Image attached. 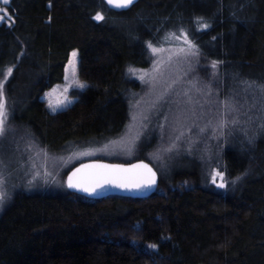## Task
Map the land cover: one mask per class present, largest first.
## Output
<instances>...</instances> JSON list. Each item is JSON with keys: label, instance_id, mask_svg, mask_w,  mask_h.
Instances as JSON below:
<instances>
[{"label": "trees", "instance_id": "1", "mask_svg": "<svg viewBox=\"0 0 264 264\" xmlns=\"http://www.w3.org/2000/svg\"><path fill=\"white\" fill-rule=\"evenodd\" d=\"M8 11L12 26L0 24V81L13 68L6 107L51 151L122 131L137 87L128 69L147 67V43L172 29L189 30L202 59L222 63L220 86L240 98L239 84L256 87L264 101V0H138L128 9L106 0H13ZM97 12L104 20L93 19ZM198 17L211 27L202 29ZM74 50L90 86L72 106L51 112L42 95L64 81ZM259 121L221 151L227 177H241L226 191L209 184L197 159L195 169L160 178L144 199L92 200L67 187L18 192L0 214V264H264ZM6 145L0 141V154Z\"/></svg>", "mask_w": 264, "mask_h": 264}, {"label": "rangeland", "instance_id": "2", "mask_svg": "<svg viewBox=\"0 0 264 264\" xmlns=\"http://www.w3.org/2000/svg\"><path fill=\"white\" fill-rule=\"evenodd\" d=\"M0 7H4L2 0ZM181 30L195 44L189 30L165 31L160 39L151 42L159 51L153 53L148 49L149 65L130 67L135 72L128 69V77L137 82L129 97L128 121L119 134L107 140L51 151L33 140L24 127L15 125L5 106V132L0 135V141L7 145L0 154V180L4 181L3 191L10 199L0 208V214L20 191L66 188L71 169L90 160L128 163L143 156L166 182L169 175L195 169L196 165L190 161L201 160L202 168L210 175L209 184L218 191L227 190L231 180L220 160L221 151L233 135L240 132L247 135L256 120H260L257 124L264 122L263 95L256 87L243 83L239 84L242 98L233 94L232 86H220L224 82L219 70L222 63L212 68V62L204 61L197 48L189 50L188 54L179 52L180 48L188 50ZM170 33L180 36V40ZM69 68L68 61L65 68L68 79L64 77L63 82L42 95L51 112L49 105L56 108L55 112L72 106L78 100L76 93L87 88L80 89L79 84L90 86L80 76L78 52L75 78ZM141 75H144L143 80L139 78ZM220 87L226 93L222 94ZM228 93L233 95L228 97ZM213 172L223 173L225 189L212 183ZM220 182L218 177L217 183Z\"/></svg>", "mask_w": 264, "mask_h": 264}, {"label": "snow or ice", "instance_id": "3", "mask_svg": "<svg viewBox=\"0 0 264 264\" xmlns=\"http://www.w3.org/2000/svg\"><path fill=\"white\" fill-rule=\"evenodd\" d=\"M106 2L117 9H128L130 6L134 5L136 0H106ZM12 3L13 0H2L4 7H0V23H7L11 20V15L8 9L12 6ZM93 19L96 21H102L104 20V16L100 12H97ZM197 21L201 23L202 29H208L211 27V25L203 21L202 17H198ZM8 26L11 27L12 25L9 23ZM181 33L185 43L188 45V50L185 48H180L179 52L188 54L189 50L195 49L197 46L188 39L187 33L183 32V30H181ZM169 35L175 37L176 40H180V36L176 35L175 33H170ZM147 47L152 49L153 53L159 51L157 48L153 47L151 42L147 43ZM71 57L72 59L69 60V71L71 76L75 78L77 75L75 69L77 52L73 51L71 53ZM216 65L217 62L213 61L211 66L212 68H215ZM135 71V69L129 68V72ZM12 73L13 68H7L6 72L4 73V79L7 80V78L10 77ZM65 78L68 79V76L66 75ZM139 78L143 80L144 75H141ZM78 87L80 89H85L88 86L85 84H79ZM5 106L6 100L4 96V81H0V135H3L5 132ZM49 107L53 112L56 111V108H52L51 105H49ZM233 123H235V121H233ZM85 170L91 171L86 172ZM218 177L221 180L220 183H217ZM240 179L241 177H236L231 181V184L235 185ZM212 183L220 189H225L227 187V183L223 179L222 172H213ZM3 184L4 181L0 180V208H2L7 200L10 199L7 192L3 191ZM105 184H110L114 187L124 190H139L154 186L156 184V173L144 163L134 164L128 168H125L121 165H106L97 163L82 165L80 168H77L75 171H73L67 179V187L69 189L87 193L88 195L98 194V189L103 188ZM149 247L155 249L156 245H150Z\"/></svg>", "mask_w": 264, "mask_h": 264}, {"label": "water", "instance_id": "4", "mask_svg": "<svg viewBox=\"0 0 264 264\" xmlns=\"http://www.w3.org/2000/svg\"><path fill=\"white\" fill-rule=\"evenodd\" d=\"M137 1L138 0H136V2ZM97 163L106 164V165H121V166H123L125 168H128V167H130L131 165H134V164H140V163L147 164L148 167L151 168L152 171L156 173V184L154 186H152V187H146V188H142V189H139V190H135V189H133V190H124V189H120V188L114 187V186H112L110 184H105L103 188L98 189V194H95V195H88L87 193L78 192V191H76L74 189H69L67 187L68 190L71 191L72 193L79 194V195L84 196L85 198H88V199L101 200V199H104V198H107V197H110V196H122V197L134 198V199H144V198H148V197L152 196L154 193L157 192V190L159 188L160 176H159L158 171L154 168V166L150 162H148V161H146L144 159H138V160H134V161L128 162V163L109 162V161H104V160H90V161H86V162H83V163H79L75 167H73L71 169V171L68 173L67 179H68V176L71 175V173L73 171H75L77 168H80L82 165L97 164ZM85 171L88 172V171H91V170H85ZM66 184H67V180H66Z\"/></svg>", "mask_w": 264, "mask_h": 264}]
</instances>
